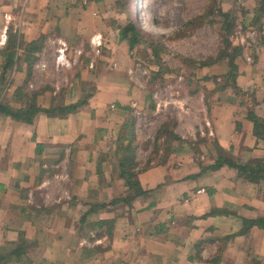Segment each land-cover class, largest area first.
<instances>
[{
	"label": "crops",
	"instance_id": "0c3cea01",
	"mask_svg": "<svg viewBox=\"0 0 264 264\" xmlns=\"http://www.w3.org/2000/svg\"><path fill=\"white\" fill-rule=\"evenodd\" d=\"M20 2L0 0V78L8 30L19 18L12 8ZM52 6H46L48 23L32 10L18 20L19 58L28 44L55 31ZM67 31L62 28L66 41ZM118 47L100 65L96 91L76 114L41 113L28 124L0 113V256L10 258L2 264H264V228L251 224L264 219V181H247L226 164L214 169L222 158L241 165L264 159V140L248 119L249 112L264 119V43L240 68L241 92H218L220 103L188 129L191 140L176 141L161 164L153 161L139 172L146 194L130 203L122 200L129 187L121 174L120 135L134 86ZM34 57L31 68L20 61L21 68L8 72L6 88L0 82V104L22 108L14 97L24 83L34 86L28 92L42 90L33 83L40 53ZM74 92L67 105L79 101L81 90ZM48 94L44 89L38 98L44 109L53 104L42 102ZM206 122L212 135L203 130ZM182 129L175 133L186 139Z\"/></svg>",
	"mask_w": 264,
	"mask_h": 264
},
{
	"label": "rangeland",
	"instance_id": "374dc122",
	"mask_svg": "<svg viewBox=\"0 0 264 264\" xmlns=\"http://www.w3.org/2000/svg\"><path fill=\"white\" fill-rule=\"evenodd\" d=\"M29 1L21 0L12 8L18 20L22 15L35 14L30 12L32 10L43 12L44 15L37 18L39 22H45L48 18L45 16L50 13L46 6L51 3V9L56 13H51L55 31L49 29L41 35L44 42L39 63L47 62L48 66L42 72L37 70L33 82L42 89L39 91L49 90L48 96L41 98L43 103L52 100L53 105L68 106L67 103L78 96L75 88L81 90L79 101L94 94L100 65L104 67V62L115 56L112 46H119L117 50L128 61L127 74L132 88L134 86L131 92L133 106L128 109L126 121L130 120L137 132V172L153 161L161 164L168 150L179 143L174 137L164 136L157 140L163 126H169L174 134L185 128L182 131L186 130L188 137L182 140L189 142L188 129L192 130L194 122H200L203 117H199L219 102L222 93L216 92V86L222 85L224 76L229 73L228 60L221 54L226 48L224 40H228L232 48L242 49L236 61L239 74L241 67L253 62L259 43L264 41V11L260 0ZM222 12L230 13L234 18L231 32L225 35L222 33ZM18 20L11 22L7 37L14 33L21 36ZM130 22L135 23L148 40L160 43L164 48L160 76L155 75L160 69L155 63L153 47L145 43L131 49L129 41L120 36L119 28ZM62 28L66 29V34L67 30L72 32L67 41L61 38L65 37ZM64 48L66 51L62 52ZM28 89H34V86L28 84Z\"/></svg>",
	"mask_w": 264,
	"mask_h": 264
},
{
	"label": "trees",
	"instance_id": "16d2710c",
	"mask_svg": "<svg viewBox=\"0 0 264 264\" xmlns=\"http://www.w3.org/2000/svg\"><path fill=\"white\" fill-rule=\"evenodd\" d=\"M262 11H264V0H260ZM221 17L224 19V26L222 33L223 35L231 32L233 28L234 18L230 13L222 12ZM258 18H261L258 15ZM258 21V19H256ZM119 34L122 38L126 39L130 43V48L133 49L139 44L149 43L153 47V52L155 56V63L158 65L159 69L156 72V77L160 76L163 71V66L161 65V52L164 50L160 43H154L153 41L148 40V36L133 22L128 23L126 26L119 28ZM146 36V40H145ZM226 43L225 50L221 53L222 56L226 57L228 60L229 66V73L224 76L223 84L217 85L216 92H222L226 90H232L235 93L239 94L241 92L237 79L239 76V67L236 64L237 58L241 56L242 49L240 47L232 48V45L228 42V40H224ZM43 38L41 37L38 41L30 43L25 48V54L22 58L18 56V48L22 45V37L19 36L17 33L12 34L8 37L7 45L5 49L2 51V54L6 57V65L3 68V72L1 75V84L7 87L8 84V72L13 71L15 68L19 69L22 67L19 62L26 63L28 68L36 63L37 59L34 57L37 53H40L43 48ZM264 43V41H263ZM231 51V52H229ZM223 57H220L221 60H224ZM24 61V62H23ZM25 64V65H26ZM204 64V63H203ZM205 65V64H204ZM162 66V69H161ZM5 87V88H6ZM4 88V89H5ZM42 91L38 92H28V84H22L15 93V100L19 101L20 104L23 105L22 108L16 109L13 106H10L9 103L2 102L0 104V113L4 114L8 117H11L14 120L22 121L28 124H32L36 117L39 114H45L49 117H67L68 115L76 114L78 110L88 104V100L93 96L90 94L85 96L81 101H78L75 104H71L68 106L65 105H53L48 108L44 109L38 105V98L41 95ZM196 93H198L196 91ZM5 101V100H4ZM248 119H250L254 123V135L258 139L264 140V119L256 116L253 112L248 113ZM125 130L124 133L120 135V141L122 142V146H120V152L122 151V157L120 161V166L122 169V177L126 180V183L129 187L128 194L122 198L125 203H130L137 197L145 195L146 192L142 189L139 180L138 174L139 172L135 171L137 167L136 162V149L138 148L135 142V129L133 123H130V120L125 122ZM166 136L167 138L174 137L175 141H179V143H184L185 141L176 136L173 130L169 128V126H163L161 128L160 138L157 140L159 141L162 139L161 137ZM128 141V144L125 145L123 142ZM200 142V141H199ZM197 142L196 144H199ZM188 143V142H185ZM216 147V143L214 144ZM218 149V148H217ZM171 149L168 150V153ZM218 152L221 154L222 150L218 149ZM119 154V153H118ZM223 154V153H222ZM165 158L163 159V161ZM161 161V162H163ZM228 165L232 168H235L239 171V173L246 179L252 183L258 184L264 181V159H259L252 161L246 165L238 164L232 159H220L214 165V169H219L224 165ZM258 224L260 227L264 228V219L259 221H251L252 225ZM25 243V242H24ZM6 260L9 261L10 258H4L0 256V264ZM12 261V260H11ZM254 264H262L261 262L254 261Z\"/></svg>",
	"mask_w": 264,
	"mask_h": 264
},
{
	"label": "built area",
	"instance_id": "2783aa9c",
	"mask_svg": "<svg viewBox=\"0 0 264 264\" xmlns=\"http://www.w3.org/2000/svg\"><path fill=\"white\" fill-rule=\"evenodd\" d=\"M6 41H7V39H6ZM5 41V42H6ZM4 42V43H5ZM98 45H100L99 43H98ZM96 47H99V46H96ZM66 51V48H64V49H62V52H65ZM61 56V55H60ZM62 57V56H61ZM60 59V58H59ZM252 58H247V61H252L251 60ZM47 66H48V64H47V62H41V63H38L37 65H36V69L39 71V72H42L44 69H46L47 68ZM135 107V106H134ZM206 126H205V129H206V131H204L205 133H208L209 135H212V131H211V124H210V122H206V124H205ZM203 132V134H205Z\"/></svg>",
	"mask_w": 264,
	"mask_h": 264
},
{
	"label": "bare ground",
	"instance_id": "6f19581e",
	"mask_svg": "<svg viewBox=\"0 0 264 264\" xmlns=\"http://www.w3.org/2000/svg\"><path fill=\"white\" fill-rule=\"evenodd\" d=\"M142 5V4H141Z\"/></svg>",
	"mask_w": 264,
	"mask_h": 264
}]
</instances>
